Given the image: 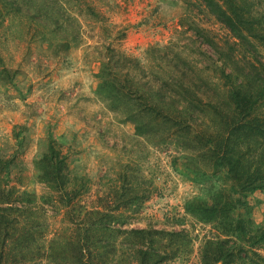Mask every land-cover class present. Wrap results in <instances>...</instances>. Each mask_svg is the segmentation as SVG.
Here are the masks:
<instances>
[{
	"label": "rangeland",
	"instance_id": "374dc122",
	"mask_svg": "<svg viewBox=\"0 0 264 264\" xmlns=\"http://www.w3.org/2000/svg\"><path fill=\"white\" fill-rule=\"evenodd\" d=\"M248 4L251 10L264 8V0ZM21 5L24 14L8 16L0 26V157L11 158L16 150L9 185L35 196L43 205L27 206L23 216L11 213L12 220H20L15 221L18 226L39 221L37 246H29L36 250L34 264H133L121 253L128 247L119 241L116 247L104 242L107 251L97 257L93 250L89 261L80 260L75 244L64 238L75 234L83 217L80 212L111 203L112 193L134 188L142 195L147 186H151L148 199L128 218L126 227L183 229L191 239L189 249L167 264H200L202 241L214 237L217 230L188 214L184 203L196 195L209 198L210 177L200 174L199 178L186 170L196 165L194 152L178 146L176 138L166 136L161 142L154 135L137 134L120 111L107 107L98 93L100 62L111 50L115 57L138 59L150 78H159L155 74L166 61L176 63L199 86V78H208L213 88L208 91L216 96V86L221 93L227 89L221 62H227L225 73L235 61L241 73H252L259 59L264 62V46L254 44L257 52L250 57L252 46H241L200 0H44L39 8ZM153 46L165 49L162 59L159 53L147 55ZM193 119L197 120L194 115ZM50 138L67 155L69 177L76 189L70 194L74 208L65 210L56 202L49 203L55 199L48 196L56 195L39 179L36 161L47 151ZM122 172L127 182L121 180ZM217 175L216 187L230 190L226 169ZM82 181L85 190L79 194ZM232 198L236 203L232 219H249L255 228L264 229V191L244 197L232 194ZM52 239H56L53 244ZM259 244L262 247L254 246L264 257V241ZM30 256L25 253L22 260L27 262ZM231 264L246 263L238 259Z\"/></svg>",
	"mask_w": 264,
	"mask_h": 264
},
{
	"label": "trees",
	"instance_id": "16d2710c",
	"mask_svg": "<svg viewBox=\"0 0 264 264\" xmlns=\"http://www.w3.org/2000/svg\"><path fill=\"white\" fill-rule=\"evenodd\" d=\"M200 1L241 46H252L250 57L257 52L254 44L264 46V8L251 10L249 0ZM43 2L0 0V26L8 16L24 14L21 4L26 7L34 4L39 8ZM161 52L165 49L156 46L146 51L147 55L153 53L155 57L159 53L162 59ZM112 53L108 50V56L100 62L97 73L101 79L99 97L109 109L120 111L125 120L132 122L137 134L154 135L161 142H165L166 136L176 138L178 146L194 152L192 161L196 165L186 170L199 178L200 174L210 177L207 191L211 196L206 199L196 195L184 203L188 214L217 230L214 237L203 239L200 264H231L238 259L246 264H264V257L255 247L260 245L259 241H264V229L255 228L249 219L230 217L236 204L232 194L244 197L258 189L264 191V62L259 59L262 67H254V72L250 70L245 74L238 69V61L229 63V71L225 73L227 62L222 61L224 68L221 71L227 89L221 93L216 86L214 90L219 93L212 96L208 91L213 89L208 78H199L202 82L199 86L190 73L176 63L166 61V66L155 74L159 78H150L138 59L115 57ZM2 61L0 57V63ZM165 127H169L168 132L163 131ZM173 127L179 130L175 131ZM16 158V150L11 158L0 157V264H34L32 256L36 250L29 246L31 243L36 245L39 221L34 219L18 226L15 221L20 220H12L11 213L23 216L27 206L35 204L39 208L43 205L36 202L35 196L9 185L11 165ZM36 167L40 181L56 195V198L48 196L55 199L48 202L58 203L59 208H74V198L70 194L76 189L71 184L67 155L61 144L50 138L47 151L36 161ZM223 168L232 181L230 190L217 188L214 182ZM122 173L121 180L127 182L125 172ZM193 180L199 183L196 177ZM85 185L82 181L81 189H77L79 194L85 190ZM143 192L141 195L133 188L123 190L121 194L112 193L111 203L107 201L80 212L83 217L77 222L75 234L64 238L75 244L80 260L87 258L90 261L93 250L101 257L107 251L104 242L116 247L119 241L120 245L128 247L121 253L133 264H167L176 254L189 249L191 239L183 229L126 227L128 218L148 199L151 186ZM236 201L245 204L243 200ZM110 204L114 205L111 210ZM54 241L56 239L50 240L51 244ZM52 249L56 247L52 246ZM25 253L31 255L27 262L22 260Z\"/></svg>",
	"mask_w": 264,
	"mask_h": 264
}]
</instances>
